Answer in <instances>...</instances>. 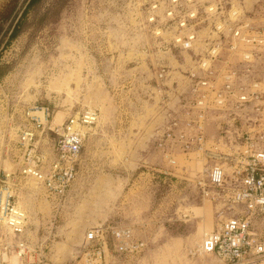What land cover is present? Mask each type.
<instances>
[{
    "label": "rangeland",
    "instance_id": "374dc122",
    "mask_svg": "<svg viewBox=\"0 0 264 264\" xmlns=\"http://www.w3.org/2000/svg\"><path fill=\"white\" fill-rule=\"evenodd\" d=\"M138 4L139 0H42L29 10L16 38L0 48V68L6 71L0 79V180L3 172L14 176L15 199L28 218L25 246L33 250L19 258L12 243L10 253L3 255L4 264H38L39 247L44 264L53 259H58L56 264H82L85 234L101 225L130 229L134 241L144 244L136 255L118 254L108 235V264H219L196 253L216 224L213 203L203 200L196 185L207 177L208 168L195 155L186 160L177 143L171 154L178 168L169 167L167 150L157 147L162 135L156 140L161 130L159 101L171 96L162 99L150 86L156 81L171 95L176 79H182L180 74L191 64L188 57L186 61L167 48L154 50L156 43L142 26ZM158 65L168 67L167 78L156 79ZM231 105L232 100L223 114H208L209 142L231 147L228 142L235 144L253 118L246 115L229 122ZM34 107L50 112L46 123L41 116V136L27 116L36 115ZM84 110L96 111L98 121L85 137L78 174L64 202L54 209L44 188L18 173L20 131L23 125L35 129L37 151L48 164L58 138L48 127L60 126L68 115ZM57 112L62 118L54 125ZM252 228L264 240V213L255 216ZM9 237L0 224V257L8 252L3 248ZM257 264H264V257Z\"/></svg>",
    "mask_w": 264,
    "mask_h": 264
},
{
    "label": "built area",
    "instance_id": "2783aa9c",
    "mask_svg": "<svg viewBox=\"0 0 264 264\" xmlns=\"http://www.w3.org/2000/svg\"><path fill=\"white\" fill-rule=\"evenodd\" d=\"M137 8L142 26L154 38V50L167 48L187 55L191 64L182 73L185 87L178 95L179 111L169 113L157 147L167 150V165L173 169L178 168L171 154L176 143L186 160L195 155V160L208 168L207 177L197 180L196 185L203 200L213 203L216 224L196 253L213 257L219 264H257L264 257V240L252 228L255 216L264 213V0H139ZM168 74L167 66L158 65L157 80ZM231 100L234 111L227 118L229 122L236 123L246 115L253 118L246 121L248 125L235 144L228 142L231 147L209 142L208 114L227 112ZM32 110L36 115L27 116L43 133L49 109ZM97 121L96 111L84 110L66 118L60 126L50 125L48 130L58 138L48 164L37 152L35 129L20 131L19 175L41 185L54 209L64 202L78 174L85 137ZM12 176L2 173L0 224L10 235L19 236L28 218L9 184ZM235 207L237 211L233 212ZM108 235L118 254L136 255L144 247L134 241L130 229L101 225L85 234L87 250L82 264H108ZM16 248L19 258L33 253L25 242ZM38 256V264H44L42 249Z\"/></svg>",
    "mask_w": 264,
    "mask_h": 264
},
{
    "label": "crops",
    "instance_id": "0c3cea01",
    "mask_svg": "<svg viewBox=\"0 0 264 264\" xmlns=\"http://www.w3.org/2000/svg\"><path fill=\"white\" fill-rule=\"evenodd\" d=\"M183 58L187 61L188 59H187V55H183ZM153 71H154V69H153ZM153 71H150V74H151V76H153V74H154V72ZM180 76H181V78L182 79H176V82L178 83V85H177V94H174V93H172L171 95H170V90H168V88L166 89H162L161 87H160V85L159 84H157L156 83V81H154L155 82V84L154 85H152V86H150V90L155 94V95H157V94H162L161 96H162V99L164 98L165 99V96L167 95H169V96H171V99H168L167 100V102H166V100H162V102H161V100L158 102L159 104H160V106L158 107V109H157V112H158V115H159V117H160V126H161V130L159 131V132H156V140H158L159 138H160V136L162 135V133L164 132V130H165V127H166V125L168 124V122H169V120H170V118H169V113H171V112H178L179 111V98H178V95H179V93L180 92H182L183 90H184V87H185V85H184V81H183V75H182V73L180 74ZM151 78H153V77H151ZM163 86H168L169 87V85H168V83H165V85L163 84ZM155 92H157V94L155 93ZM155 98H156V96H155ZM154 98V99H155ZM79 112H81V111H79ZM78 113V112H77ZM72 115H74V114H70V115H68L66 118H68V117H70V116H72ZM53 122V118H52V121H51V123ZM24 129L25 128H27L25 125H23L22 126ZM44 133V132H43ZM42 132H40L39 133V136H41L42 134H43ZM54 147H55V144H54V146H53V151H54ZM53 151H52V156H53ZM38 152V151H37ZM38 154H41L42 155V153H38ZM43 156V155H42ZM19 173V172H18ZM14 181H15V179H14V176H12V181H11V183H9L10 184V186L13 188V190H14V193H15V196H16V189L14 188L15 187V184H14ZM0 186H4V183H3V180H0ZM17 197H18V199L19 198H21V196H20V194H18L17 195ZM46 198H47V195H46ZM48 199V198H47ZM46 199V200H47ZM47 202H48V200H47ZM38 228V227H37ZM37 228L35 229V231H32L31 233H32V235L34 234V232H36V230H37ZM26 231V230H25ZM25 231H24V233H25ZM24 233L22 234V235H19V236H13V235H10V242L9 243H7V245H6V247H4L3 248V250L4 251H7V249L9 248V246H12V243H14V245L16 246V247H18V244L20 243V242H25V238H24ZM33 238H34V236H33ZM35 248H38V247H35ZM39 249H41L40 247H39ZM55 249H60V247H55ZM109 251V250H108ZM7 253H10V249H8V252H3L2 251V256L0 257V262L2 263L4 260H3V255H6ZM62 258H64L63 260H65V258L66 257H62ZM56 262H58V259L56 260V259H53L52 260V263L53 264H56ZM51 263V264H52ZM25 264H27L26 262H25ZM110 264V263H109ZM112 264V263H111Z\"/></svg>",
    "mask_w": 264,
    "mask_h": 264
},
{
    "label": "trees",
    "instance_id": "16d2710c",
    "mask_svg": "<svg viewBox=\"0 0 264 264\" xmlns=\"http://www.w3.org/2000/svg\"><path fill=\"white\" fill-rule=\"evenodd\" d=\"M42 0H5L0 5V48L8 47L19 33L27 13ZM6 71L0 68V79Z\"/></svg>",
    "mask_w": 264,
    "mask_h": 264
},
{
    "label": "bare ground",
    "instance_id": "6f19581e",
    "mask_svg": "<svg viewBox=\"0 0 264 264\" xmlns=\"http://www.w3.org/2000/svg\"><path fill=\"white\" fill-rule=\"evenodd\" d=\"M62 113H60V112H57L56 113V115L54 116V119H53V124L54 125H57V123H59L60 122V119L62 118V117H60V115H61ZM62 116V115H61ZM60 118V119H59ZM60 124V123H59ZM58 124V125H59ZM208 226V225H207ZM199 247V245L197 246V248ZM199 256H201V255H199Z\"/></svg>",
    "mask_w": 264,
    "mask_h": 264
}]
</instances>
